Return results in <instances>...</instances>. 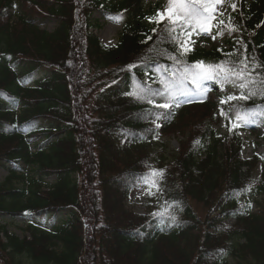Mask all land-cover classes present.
I'll use <instances>...</instances> for the list:
<instances>
[{
	"label": "trees",
	"instance_id": "trees-1",
	"mask_svg": "<svg viewBox=\"0 0 264 264\" xmlns=\"http://www.w3.org/2000/svg\"><path fill=\"white\" fill-rule=\"evenodd\" d=\"M19 1L0 0V214L26 232L0 225V264H264V157H245L240 134L264 138V0H221L218 43L183 54L168 22L150 19L166 0ZM95 11L122 21L117 43L100 40ZM50 17L54 31L35 22ZM197 61H243L255 83L197 88L182 76ZM145 87L164 95H126ZM170 134L179 148L157 152ZM152 168L163 203L138 213L129 195Z\"/></svg>",
	"mask_w": 264,
	"mask_h": 264
},
{
	"label": "snow or ice",
	"instance_id": "snow-or-ice-1",
	"mask_svg": "<svg viewBox=\"0 0 264 264\" xmlns=\"http://www.w3.org/2000/svg\"><path fill=\"white\" fill-rule=\"evenodd\" d=\"M220 2L221 0H169L168 6L163 11L158 10L156 16L150 19L154 20L156 23H161L165 20L168 22L169 28L167 31L170 33L171 38L179 43L180 49L183 50L181 54H183L190 51L187 45L192 42L190 38L194 31L199 30L205 33L211 31L212 25L210 24V19H215L212 15L215 11L214 4ZM234 7L235 5H233V8ZM177 28L180 29L179 36L176 34ZM180 36H186L187 39L181 40ZM179 62L180 61H177V63ZM241 65L242 67L237 71L236 67L229 61H221L218 64H205L203 61H197L193 65H186L182 76L184 79H190L197 88H200L201 83L205 80H215L221 85L232 82L234 86H238L243 90L248 88L250 84L255 83V80L250 79L251 72H247L246 74L247 65L244 64L243 61H241ZM172 75L175 74L173 73ZM233 77L241 82L235 85V81L232 79ZM161 83L164 84L165 91L169 93V99H174L172 84L167 80H162ZM126 95H131L137 99H148L149 103H154L151 97L156 95L163 96L164 93L153 91L151 87H145L126 93ZM248 98L249 97L244 95L243 91H241L239 96L228 95L226 99L220 101V104L224 105L233 100H247ZM155 107L169 109L171 104L163 103L155 105ZM221 115L227 116V113L221 109ZM236 120L246 122V117L238 114ZM231 125L232 128L242 126L241 123L237 122H231ZM195 143H199V141ZM163 173V169H150L149 175L143 180V182L148 185V195H155V192L152 191L153 188H155L157 192L161 191L159 181L162 179ZM165 211L167 212V209ZM152 215L162 216L164 213L156 212L152 213ZM171 219L175 220L176 217L173 215Z\"/></svg>",
	"mask_w": 264,
	"mask_h": 264
},
{
	"label": "rangeland",
	"instance_id": "rangeland-1",
	"mask_svg": "<svg viewBox=\"0 0 264 264\" xmlns=\"http://www.w3.org/2000/svg\"><path fill=\"white\" fill-rule=\"evenodd\" d=\"M53 0H49V2H52ZM154 1V0H153ZM167 4L169 3V0H166ZM19 4H23V1H19ZM225 9V3L220 2L216 5L215 11L212 13V15L215 17V19H210V24L212 25L210 32H200L197 36H194L191 39V43H189L187 46L191 49L194 48H210L212 45L217 44L218 40L215 37L214 29H215V21L218 17L219 13L224 11ZM12 12L16 14L15 10L12 9ZM96 22L97 26L94 28V31L99 35V37L106 43H117L120 33L122 31V21L115 16H105L101 11H95L92 16ZM35 22L42 28L48 31H53L58 25V20L54 17H50L46 21H39L35 20ZM33 76L31 77L30 81L27 84H33L32 83ZM235 83H237L236 78H232ZM209 80H205L203 82H208ZM146 82H149V79H146ZM234 84L232 82L225 83L221 85L218 83V87L220 90H223L224 88L230 89L233 87ZM218 109V107L216 108ZM219 114V124L216 126L218 130L221 132H224V118L220 113V110H218ZM260 134H263L262 131L260 133H255L252 130H244L241 135L244 140V155L246 157H251L256 154H262L264 157V138L261 137ZM182 138V136H176L174 134L170 135H164L160 136L159 143L157 148L155 149L157 152L159 150L160 142L167 145V152L166 155L173 154L178 148L179 144L178 141ZM34 140V138L32 139ZM262 173V165L260 164L256 175L260 176ZM7 175V172L0 168V182H2ZM153 192H155V195H148V185L141 184L137 189L132 191L130 193L129 197V204L138 212V213H144L147 209L152 208L153 210H157L160 204L163 203L162 198L160 197V193H158L155 188L152 189ZM228 224L233 223V219H229L227 221ZM6 224L8 226V230L12 233H15L19 236L25 235V223L22 221V219H11L8 216L0 214V225Z\"/></svg>",
	"mask_w": 264,
	"mask_h": 264
}]
</instances>
